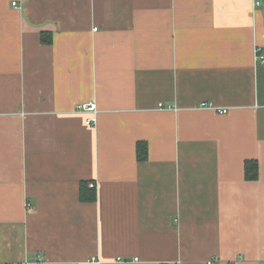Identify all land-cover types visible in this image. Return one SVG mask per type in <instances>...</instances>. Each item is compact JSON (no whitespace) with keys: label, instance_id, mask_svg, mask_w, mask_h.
I'll list each match as a JSON object with an SVG mask.
<instances>
[{"label":"crops","instance_id":"1","mask_svg":"<svg viewBox=\"0 0 264 264\" xmlns=\"http://www.w3.org/2000/svg\"><path fill=\"white\" fill-rule=\"evenodd\" d=\"M259 1L0 0V264H264Z\"/></svg>","mask_w":264,"mask_h":264},{"label":"built area","instance_id":"2","mask_svg":"<svg viewBox=\"0 0 264 264\" xmlns=\"http://www.w3.org/2000/svg\"><path fill=\"white\" fill-rule=\"evenodd\" d=\"M253 1V5L254 7H258L261 5L259 0H252ZM13 6H15V3H12ZM95 30V29H94ZM254 62L255 64H260V65H264V53L263 50L259 47H256L254 49ZM162 107V106H160ZM200 108H209L208 105H206L205 103H202L200 106ZM76 112L78 113H85V114H90V116L86 119V124L88 125H92L96 123V115H97V109L95 104L93 103H88V104H80L77 105L75 107ZM227 111L226 110H219V113L221 114H225ZM90 188H94L93 184H89ZM94 261V260H92ZM217 261L216 260H210L208 262H206L205 264H216Z\"/></svg>","mask_w":264,"mask_h":264},{"label":"trees","instance_id":"3","mask_svg":"<svg viewBox=\"0 0 264 264\" xmlns=\"http://www.w3.org/2000/svg\"><path fill=\"white\" fill-rule=\"evenodd\" d=\"M43 42L48 43V40L46 41V40L43 39ZM142 147H143V145L141 146V148ZM250 168H251V170H253V175L256 176V174H257V165H256V163L253 162L251 164V166L248 165L247 166V172L250 171ZM85 189H86V187H85Z\"/></svg>","mask_w":264,"mask_h":264}]
</instances>
